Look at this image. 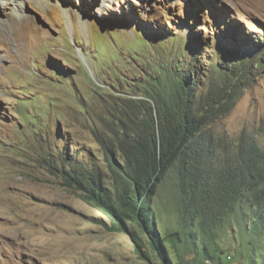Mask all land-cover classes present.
<instances>
[{"label":"rangeland","instance_id":"374dc122","mask_svg":"<svg viewBox=\"0 0 264 264\" xmlns=\"http://www.w3.org/2000/svg\"><path fill=\"white\" fill-rule=\"evenodd\" d=\"M262 59L264 0H0V264H165L135 223L112 226L67 183L61 154L111 188L116 110L178 64L196 72L195 91H236L214 126L264 147ZM153 206L172 264H262L264 213L250 202L207 248L182 234L172 173Z\"/></svg>","mask_w":264,"mask_h":264},{"label":"trees","instance_id":"16d2710c","mask_svg":"<svg viewBox=\"0 0 264 264\" xmlns=\"http://www.w3.org/2000/svg\"><path fill=\"white\" fill-rule=\"evenodd\" d=\"M168 71L173 80L151 76L160 90L126 99L115 112L113 144L121 159L117 161L106 150L111 188L102 184L97 171L68 161L64 153L61 159L65 161L63 178L111 217L112 226L125 230L128 223H135L148 234L164 263L172 264L153 206L157 188L167 175L177 179L182 234L189 243L200 238L207 248L216 238V227L224 225L243 202L257 207V217L264 213V147L245 131L235 140L215 128L236 91H195L197 74L189 66L178 64ZM223 71L232 78L241 73L236 65ZM194 226L199 235L193 233ZM137 249L148 259L139 241Z\"/></svg>","mask_w":264,"mask_h":264},{"label":"bare ground","instance_id":"6f19581e","mask_svg":"<svg viewBox=\"0 0 264 264\" xmlns=\"http://www.w3.org/2000/svg\"><path fill=\"white\" fill-rule=\"evenodd\" d=\"M16 14V13H15ZM18 21H21L23 18H22V16H20V17H15Z\"/></svg>","mask_w":264,"mask_h":264}]
</instances>
